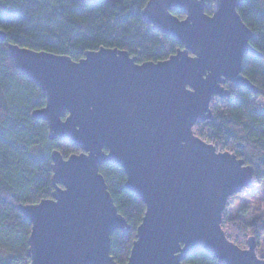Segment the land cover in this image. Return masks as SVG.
<instances>
[{"label": "water", "instance_id": "water-1", "mask_svg": "<svg viewBox=\"0 0 264 264\" xmlns=\"http://www.w3.org/2000/svg\"><path fill=\"white\" fill-rule=\"evenodd\" d=\"M242 2L212 0L209 15L204 0H148L143 21L180 46L159 62L110 48L76 62L8 44L16 71L45 98L32 117L49 139L80 150L65 159L54 150L51 198L17 205L31 227L28 264H117L110 235L128 225L102 164L122 168L124 189L145 206L125 264H182L201 250L217 264H264L255 239L241 249L221 229L228 200L254 187L251 167L192 132L210 120L212 99L227 97L226 83L257 93L241 75L244 56L261 58L237 13Z\"/></svg>", "mask_w": 264, "mask_h": 264}, {"label": "trees", "instance_id": "trees-1", "mask_svg": "<svg viewBox=\"0 0 264 264\" xmlns=\"http://www.w3.org/2000/svg\"><path fill=\"white\" fill-rule=\"evenodd\" d=\"M147 1L0 0V31L6 35L0 42V264L29 263L26 248L31 227L17 205H34L51 198L50 156L54 150L63 159L80 152L65 140L49 139L45 122L32 117L33 111L44 107L45 98L31 79L16 71L8 44L65 55L76 62L85 52L100 48L127 51L138 63L167 60L180 46L143 21L141 10ZM204 1V11L210 15L212 0ZM236 9L253 34L251 47L261 54L258 59L247 54L241 62V75L256 87L257 93L226 83L227 97L213 98L210 120L197 122L192 132L212 143L217 151L231 152L250 166L257 186L264 182V106L259 107L256 101L264 99V0H243ZM98 169L116 211L128 225L125 232L115 230L110 235L109 255L117 264H125L145 206L124 189L122 168L102 164ZM245 194L243 190L240 196ZM247 208L251 209L247 205L239 213L247 214ZM221 218L227 239L243 249L252 237L257 254L259 242L264 239V212L251 221L239 216L231 221L226 212ZM228 224L234 227L233 234ZM182 264L217 262L201 250L190 254Z\"/></svg>", "mask_w": 264, "mask_h": 264}, {"label": "rangeland", "instance_id": "rangeland-1", "mask_svg": "<svg viewBox=\"0 0 264 264\" xmlns=\"http://www.w3.org/2000/svg\"><path fill=\"white\" fill-rule=\"evenodd\" d=\"M119 1V0H117ZM258 106L260 105L264 106V99H256ZM254 184V182H253ZM253 187L252 190H244L246 191L245 196H240V194H237V196L231 197L229 206L227 205L226 216L232 220L235 221V216H239L244 221H251L255 215L262 214L264 212V182L260 183L259 185ZM253 191V192H250ZM247 205H249L250 208H247V214H240L239 211L242 208H246ZM246 206V207H244ZM250 211V212H249ZM228 229L230 228L232 234L234 233V227H232L230 224L227 225ZM229 231V230H227ZM246 247V246H245ZM244 249V248H243ZM258 252L257 254L259 256L264 257V239H262L259 242V246L257 248Z\"/></svg>", "mask_w": 264, "mask_h": 264}]
</instances>
